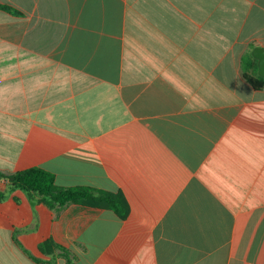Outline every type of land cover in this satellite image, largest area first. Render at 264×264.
<instances>
[{"label": "crops", "instance_id": "obj_1", "mask_svg": "<svg viewBox=\"0 0 264 264\" xmlns=\"http://www.w3.org/2000/svg\"><path fill=\"white\" fill-rule=\"evenodd\" d=\"M0 171L128 215L0 203V264H264V0H0ZM7 185L0 181V192Z\"/></svg>", "mask_w": 264, "mask_h": 264}, {"label": "trees", "instance_id": "obj_2", "mask_svg": "<svg viewBox=\"0 0 264 264\" xmlns=\"http://www.w3.org/2000/svg\"><path fill=\"white\" fill-rule=\"evenodd\" d=\"M0 10L15 16H22L21 12L8 5L0 4ZM256 47L261 46L257 43L251 45L252 50ZM242 69L244 79L252 88L256 92H264V78L259 75L258 61L253 58L251 52L242 58ZM0 181L7 185V190L0 192V203L20 190L26 194L33 207L43 203L51 210L59 211L69 204H78L112 210L122 220L126 219L128 215L127 203L121 195L104 193L89 187H59L56 185L54 175L39 167L13 174H5L0 171ZM40 250L44 254L59 252L67 259L66 264H74L70 253L51 241L41 244Z\"/></svg>", "mask_w": 264, "mask_h": 264}, {"label": "water", "instance_id": "obj_3", "mask_svg": "<svg viewBox=\"0 0 264 264\" xmlns=\"http://www.w3.org/2000/svg\"><path fill=\"white\" fill-rule=\"evenodd\" d=\"M252 56L258 61V73L264 78V48L256 47L252 50Z\"/></svg>", "mask_w": 264, "mask_h": 264}]
</instances>
